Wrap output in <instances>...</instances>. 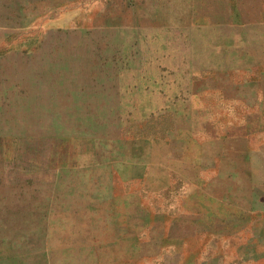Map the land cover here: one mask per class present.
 <instances>
[{
    "label": "rangeland",
    "instance_id": "obj_1",
    "mask_svg": "<svg viewBox=\"0 0 264 264\" xmlns=\"http://www.w3.org/2000/svg\"><path fill=\"white\" fill-rule=\"evenodd\" d=\"M0 264H264V0H0Z\"/></svg>",
    "mask_w": 264,
    "mask_h": 264
}]
</instances>
